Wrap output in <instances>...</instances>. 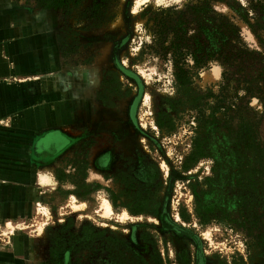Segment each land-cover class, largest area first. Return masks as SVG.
I'll list each match as a JSON object with an SVG mask.
<instances>
[{
	"label": "rangeland",
	"instance_id": "obj_1",
	"mask_svg": "<svg viewBox=\"0 0 264 264\" xmlns=\"http://www.w3.org/2000/svg\"><path fill=\"white\" fill-rule=\"evenodd\" d=\"M14 1L54 10L73 94L75 114L41 125L31 143L38 175L51 179L39 181L35 218L25 225L46 243L44 263L264 264V246L240 226L227 187L206 184L214 159L195 152L200 118L223 117L222 94L226 103L243 100L264 142V0H68L57 8ZM177 11L189 34L199 22L210 26V49L228 43L192 67L183 85L173 58L153 46L157 15ZM214 142L205 152H217ZM103 198L112 207L108 216ZM212 202L216 211L203 220L197 206ZM84 224L117 239V259H108L102 236L89 248L70 239L91 232Z\"/></svg>",
	"mask_w": 264,
	"mask_h": 264
},
{
	"label": "crops",
	"instance_id": "obj_2",
	"mask_svg": "<svg viewBox=\"0 0 264 264\" xmlns=\"http://www.w3.org/2000/svg\"><path fill=\"white\" fill-rule=\"evenodd\" d=\"M52 15L0 0V264H45L48 254L26 228L41 199L31 143L41 125L75 114Z\"/></svg>",
	"mask_w": 264,
	"mask_h": 264
},
{
	"label": "trees",
	"instance_id": "obj_3",
	"mask_svg": "<svg viewBox=\"0 0 264 264\" xmlns=\"http://www.w3.org/2000/svg\"><path fill=\"white\" fill-rule=\"evenodd\" d=\"M36 1L41 7L57 8L65 5L68 0ZM182 14L183 11H177L174 15H157L156 22H153L155 51L164 57L173 58L175 76L181 85L187 83L192 67L216 53L220 54L228 44L223 40L219 46L210 49L208 45L213 44L214 31L205 22H199L197 29L189 34L187 22H182ZM189 59L194 61L193 65H190ZM237 102L226 103L225 95L217 96V106L222 108L223 117L219 118L213 113L210 118H200V136L195 142V152L198 156L210 155L214 159L212 175L206 179L208 188L217 190L227 187L231 203L236 206L242 218L240 226L254 236L256 245L264 246V142L259 137L256 116L249 114V108L242 103V99L240 103ZM214 140L217 152H205L206 144ZM210 205L197 206L203 220L209 212L216 211V203L212 202ZM90 228L91 232L83 236L70 234V239L82 238V241L79 240L80 245L89 248L95 237L102 236L105 244H110L106 248L108 259L111 256L113 259L118 257L112 244L117 239L112 236L104 237V232L95 231L89 224L82 226V230ZM79 247L81 246L76 248Z\"/></svg>",
	"mask_w": 264,
	"mask_h": 264
},
{
	"label": "bare ground",
	"instance_id": "obj_4",
	"mask_svg": "<svg viewBox=\"0 0 264 264\" xmlns=\"http://www.w3.org/2000/svg\"><path fill=\"white\" fill-rule=\"evenodd\" d=\"M39 181H40V183H42L43 185H48V184H50V182H51V179H50V177L48 176V175H46V174H44V173H42V174H40L39 175ZM71 204H74L73 206L74 207H77V205L75 204V203H71ZM100 206H102V213H103V215L105 216H108V215H110V213L112 212V207H111V204H110V202L106 199V198H103L102 199V205H100ZM39 211V210H38ZM126 216V215H125ZM123 217V216H122ZM9 224H11L10 222H9ZM11 227H13V225L11 224ZM39 229H41V228H39Z\"/></svg>",
	"mask_w": 264,
	"mask_h": 264
}]
</instances>
